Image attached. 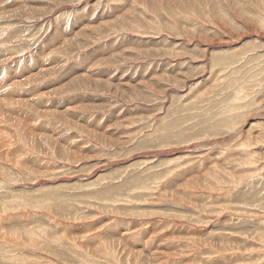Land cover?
I'll return each mask as SVG.
<instances>
[{
    "label": "rangeland",
    "instance_id": "1",
    "mask_svg": "<svg viewBox=\"0 0 264 264\" xmlns=\"http://www.w3.org/2000/svg\"><path fill=\"white\" fill-rule=\"evenodd\" d=\"M0 264H264V0H0Z\"/></svg>",
    "mask_w": 264,
    "mask_h": 264
},
{
    "label": "bare ground",
    "instance_id": "2",
    "mask_svg": "<svg viewBox=\"0 0 264 264\" xmlns=\"http://www.w3.org/2000/svg\"><path fill=\"white\" fill-rule=\"evenodd\" d=\"M254 150V149H253ZM245 152V151H244ZM251 153V152H250ZM251 171V170H250ZM216 173V172H215ZM251 184V183H250Z\"/></svg>",
    "mask_w": 264,
    "mask_h": 264
}]
</instances>
